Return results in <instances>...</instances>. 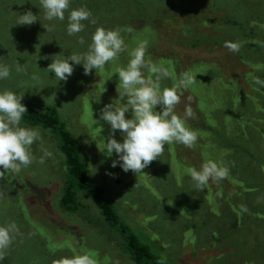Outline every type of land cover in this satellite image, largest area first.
<instances>
[{
	"label": "rangeland",
	"instance_id": "1",
	"mask_svg": "<svg viewBox=\"0 0 264 264\" xmlns=\"http://www.w3.org/2000/svg\"><path fill=\"white\" fill-rule=\"evenodd\" d=\"M37 1L0 0V64L11 69L0 90L24 95L28 108L56 112L86 148L82 156L100 194L114 200L121 219L165 264H264V86L254 83L264 80V0H81L97 12V24L133 29L122 33L129 51L147 40L146 59L177 78L188 72L194 79L174 111L183 116L191 108L186 123L197 141L192 147L165 145L139 176L111 167L115 154L101 152L110 125L93 126L99 110L118 98V74L112 73L126 66L128 52L90 75L74 65L67 82H59L46 70L52 57L85 53L99 25L85 21L82 32L69 36L65 21L71 10L64 22L48 21ZM29 10L38 21L17 25ZM173 18L177 27L169 25ZM42 24L55 30L47 32ZM167 37L189 46L178 48L182 54L167 50ZM226 42L238 43L239 50H229ZM172 84L171 78L161 81L162 87ZM31 111L21 125L40 132L42 139L32 146L36 159L19 174L0 172V223L15 221L22 234L0 251V264H58L88 250L97 264H135L121 233L89 192L74 184L59 134L29 122ZM116 138L122 142L119 131ZM42 149L52 153L44 164L38 162ZM206 159L223 161L229 174L198 191L187 169H199ZM67 185L77 197L75 211L62 204Z\"/></svg>",
	"mask_w": 264,
	"mask_h": 264
},
{
	"label": "clouds",
	"instance_id": "2",
	"mask_svg": "<svg viewBox=\"0 0 264 264\" xmlns=\"http://www.w3.org/2000/svg\"><path fill=\"white\" fill-rule=\"evenodd\" d=\"M39 2L46 20L64 21L65 11L70 9L72 0ZM26 6L29 4L15 8L23 10ZM37 21V15L29 10L19 16L17 25H32ZM67 21L66 30L69 36L82 32L86 27L85 21L93 25L97 23L91 10L85 6L71 9ZM42 26L47 32L55 30L54 24ZM124 32L131 33L133 29L97 27L85 53L73 52L68 56L56 54L46 70L54 73L59 82H67L74 72V65H82L84 75H90L93 70H103L107 64L117 60L120 54L128 52L126 66H118L112 73V77L118 74V98L99 110L97 118L93 117V126L100 121L110 125L108 137H101V152L108 158L115 154L116 158L112 160L111 167L119 166L125 173L131 171L139 176L143 169L162 155L165 145L170 146L175 142L192 147L197 141V133L186 123L192 115L191 108H186L183 116L174 111L180 103L183 90L192 85L194 79L188 72L181 73L177 78L167 68L154 63L150 58L146 59L147 40L138 41L136 47L129 51L122 35ZM77 42L84 45L85 39L79 37ZM225 47L233 52L239 50L238 43L234 42H226ZM21 70L22 66L18 63L16 71ZM10 74V67L0 64V80L7 79ZM166 78L173 80L171 87H162L161 81ZM32 79L38 80V76L33 74ZM254 83L264 86V80L258 77L254 78ZM23 98L24 95L18 92L0 90V172L11 171L14 175L34 162L36 157L33 155L32 146L42 139L38 129L21 125L24 114L28 112L22 103ZM117 131L122 142L116 138ZM42 151L43 155L38 161L40 164H44L45 159L52 155L47 149ZM187 173L194 188L204 191L210 180L217 182L225 179L229 169L223 161L206 159L199 169L189 167ZM109 174L115 178V174ZM19 235L22 234L15 221L0 223V251L7 249ZM58 264H97V261L94 251L88 250L83 253L73 252L70 257H61Z\"/></svg>",
	"mask_w": 264,
	"mask_h": 264
},
{
	"label": "trees",
	"instance_id": "3",
	"mask_svg": "<svg viewBox=\"0 0 264 264\" xmlns=\"http://www.w3.org/2000/svg\"><path fill=\"white\" fill-rule=\"evenodd\" d=\"M37 2H39V0ZM80 5L83 6V2H81V0H72L70 10L73 8H79L81 7ZM85 5V7L91 10L93 16L97 14V12L94 11L90 5H87L86 2ZM95 20L99 22L97 18ZM175 20L176 19L174 18L170 19L169 25L177 27L178 25L174 22ZM65 22H67V20ZM97 25H99V27L103 26L110 29L109 26H105L103 24ZM161 40L165 39L162 37ZM171 40V37L166 38V42L168 41L169 45H165L164 48L167 50H173L175 53L182 54L183 50H179L178 48L189 46L185 43V41L171 42ZM159 59L160 58H158V60ZM181 60L185 62L191 61L190 57L187 59L181 58ZM26 107L28 110H33L26 115V119L29 122L36 125L52 127L54 128L56 133L59 134L61 140V148L67 156L69 174L75 179L74 184L77 187L89 192L90 196L95 200V202L101 209L102 214L107 217L111 226L115 227L121 233L125 240L126 250L131 254V257L134 260L135 264H165L161 260V258L156 255L151 250V248L141 239L139 234L132 230L121 219L120 215L114 207V200L106 196L103 197L100 194V187L93 183V178H91V176L89 175V171L87 168L88 166L84 161L85 157L82 156L83 151H86V148L83 144L79 146L77 137L66 127L65 122H63L57 116L56 112L51 110L50 108H47V110H44V108L37 110L34 108H28V106ZM65 192L66 194L62 199L63 206L70 211L77 210V197L72 189V185H67ZM196 253L197 252H195V254ZM176 263H178V261Z\"/></svg>",
	"mask_w": 264,
	"mask_h": 264
}]
</instances>
